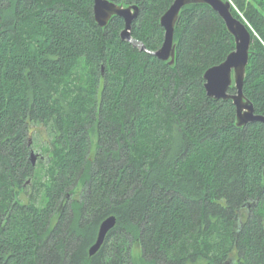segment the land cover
Here are the masks:
<instances>
[{
    "label": "trees",
    "instance_id": "obj_1",
    "mask_svg": "<svg viewBox=\"0 0 264 264\" xmlns=\"http://www.w3.org/2000/svg\"><path fill=\"white\" fill-rule=\"evenodd\" d=\"M108 1L137 6L131 36L161 47L174 0ZM230 2L252 37L243 94L264 117V0ZM93 6L0 0V264H133L134 245L149 264H264V123L238 128L233 102L204 89L234 50L223 20L184 7L169 66Z\"/></svg>",
    "mask_w": 264,
    "mask_h": 264
},
{
    "label": "water",
    "instance_id": "obj_2",
    "mask_svg": "<svg viewBox=\"0 0 264 264\" xmlns=\"http://www.w3.org/2000/svg\"><path fill=\"white\" fill-rule=\"evenodd\" d=\"M93 17L97 26L105 29L114 17L124 20L125 27L120 38L132 47L153 55L159 60L173 66L176 56V44L173 41L175 26L179 14L184 7L191 5H205L216 12L223 20L227 32L234 40V50L217 66L207 69L203 75L206 96L213 100H231L236 109V126L242 128L253 122L264 123V117L255 114L253 104L243 94V84L246 68L249 62L252 37L247 26L231 13L230 0H174L167 11L160 17L159 25L164 30L161 47L155 51H148L144 44L131 36V25L138 15V7L133 5L115 4L108 0H93ZM235 89V94H228L229 89ZM40 157L34 150H30L29 160L35 166ZM116 218L110 216L99 226L95 243L89 248V256L95 255L104 243L108 232L115 226Z\"/></svg>",
    "mask_w": 264,
    "mask_h": 264
},
{
    "label": "rangeland",
    "instance_id": "obj_3",
    "mask_svg": "<svg viewBox=\"0 0 264 264\" xmlns=\"http://www.w3.org/2000/svg\"><path fill=\"white\" fill-rule=\"evenodd\" d=\"M41 137L42 138L44 137L43 140H47L45 133H42ZM43 143H42V148H40L38 144L33 145V150L37 154L42 156L43 161H45L47 159V154L44 152V146H43L44 144ZM39 159L40 158L38 157L35 166L37 165V162H38ZM36 168H37L36 171H35V178H36L35 186H36V188L34 189L33 194H36V197H39V200H40L41 192H40V189H39L38 185H39V183L43 182L44 180H47V177L45 176V170H42L40 168V165L37 166ZM32 189L33 188L30 185L28 190H27L28 194H31V190ZM132 263L133 264H149L147 261H145L142 258L141 251H140V249L138 248L137 245H134L133 249H132Z\"/></svg>",
    "mask_w": 264,
    "mask_h": 264
}]
</instances>
